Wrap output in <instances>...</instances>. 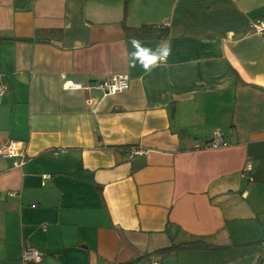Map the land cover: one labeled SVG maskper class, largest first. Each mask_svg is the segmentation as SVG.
I'll return each mask as SVG.
<instances>
[{
	"label": "crops",
	"instance_id": "crops-1",
	"mask_svg": "<svg viewBox=\"0 0 264 264\" xmlns=\"http://www.w3.org/2000/svg\"><path fill=\"white\" fill-rule=\"evenodd\" d=\"M262 17L264 0H0V143L26 148L19 167L0 154V264L26 245L123 264L184 242L176 264H264ZM132 38L169 45L166 63L129 67ZM113 75L128 88L93 86Z\"/></svg>",
	"mask_w": 264,
	"mask_h": 264
},
{
	"label": "built area",
	"instance_id": "built-area-1",
	"mask_svg": "<svg viewBox=\"0 0 264 264\" xmlns=\"http://www.w3.org/2000/svg\"><path fill=\"white\" fill-rule=\"evenodd\" d=\"M249 29L257 33L264 32V17L250 21ZM61 76L63 78L64 87L74 86L70 80L65 79L63 74ZM93 86L100 89L105 95L114 94L128 88V78L125 75H113L94 83ZM4 91L5 86L0 83V94ZM227 145L228 142L223 138V135L220 131H214L211 140L207 143V146L210 148H220ZM141 152L142 149L140 147L131 146L127 149L125 155L129 159L135 154H139ZM0 154L4 157L14 158L13 165L15 167H19L24 163L26 158L25 144L22 141L7 140L3 143H0ZM251 169L252 166L250 161L246 160L240 171L241 177L249 179ZM41 176L42 179L45 180L49 177V174H42ZM9 194L13 195L14 191H10ZM20 260L21 264H42L43 253L31 245H26L22 247ZM139 264H160V262L157 259H153Z\"/></svg>",
	"mask_w": 264,
	"mask_h": 264
},
{
	"label": "trees",
	"instance_id": "trees-1",
	"mask_svg": "<svg viewBox=\"0 0 264 264\" xmlns=\"http://www.w3.org/2000/svg\"><path fill=\"white\" fill-rule=\"evenodd\" d=\"M124 29L128 36L137 37V38H144L148 36L158 37L163 33V31H159V29L157 28L146 27L142 25L136 26V27H128L125 25ZM198 245L199 244L197 242L171 243L168 246L155 249L148 253H144L141 256H138L132 259L131 261L123 263V264H139L141 261L153 260V259H156V257H158L161 260L163 258L176 255L180 250L195 248Z\"/></svg>",
	"mask_w": 264,
	"mask_h": 264
},
{
	"label": "clouds",
	"instance_id": "clouds-1",
	"mask_svg": "<svg viewBox=\"0 0 264 264\" xmlns=\"http://www.w3.org/2000/svg\"><path fill=\"white\" fill-rule=\"evenodd\" d=\"M131 45L135 51L129 56V67L135 68L138 63L145 73H151L155 68L166 63L167 58L171 54V48L167 44H162L152 49L142 46L140 40L132 38Z\"/></svg>",
	"mask_w": 264,
	"mask_h": 264
},
{
	"label": "rangeland",
	"instance_id": "rangeland-1",
	"mask_svg": "<svg viewBox=\"0 0 264 264\" xmlns=\"http://www.w3.org/2000/svg\"><path fill=\"white\" fill-rule=\"evenodd\" d=\"M167 260H169V262H170V264H176V257H172V256H170V257H168V259ZM167 262V261H166Z\"/></svg>",
	"mask_w": 264,
	"mask_h": 264
}]
</instances>
